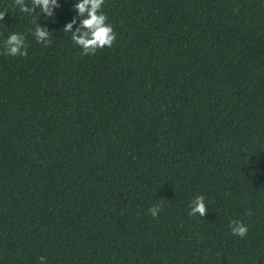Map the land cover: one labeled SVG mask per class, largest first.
Listing matches in <instances>:
<instances>
[{
	"label": "trees",
	"instance_id": "1",
	"mask_svg": "<svg viewBox=\"0 0 264 264\" xmlns=\"http://www.w3.org/2000/svg\"><path fill=\"white\" fill-rule=\"evenodd\" d=\"M76 2L0 0V264H264V0H105L94 55Z\"/></svg>",
	"mask_w": 264,
	"mask_h": 264
},
{
	"label": "clouds",
	"instance_id": "2",
	"mask_svg": "<svg viewBox=\"0 0 264 264\" xmlns=\"http://www.w3.org/2000/svg\"><path fill=\"white\" fill-rule=\"evenodd\" d=\"M14 6L18 7L21 12L31 13L36 6L40 7V12L47 13L50 17L53 15L49 9V4H55L56 0H31V5L26 3V0H13ZM105 0H77L74 8L78 10L82 19L79 27L72 31V24L66 26V33H71V40L82 49L81 55H94L97 50L104 47H111L116 39V33L113 26L108 23L106 13L102 11ZM7 9L0 11V20H4ZM75 21H73L74 23ZM38 43H43L46 46L51 43L48 39L50 33L48 30L41 28L38 24L32 33ZM0 54L5 56H27V44L23 34L13 32L9 35L3 43ZM149 213L156 217L160 211V206H152L148 209ZM207 207L202 195L196 196L190 202V216L199 214L203 217L206 214ZM246 214L251 215L249 209ZM231 232L244 238L248 233V228L239 220H232L229 222ZM39 264H46V257L40 256L38 258Z\"/></svg>",
	"mask_w": 264,
	"mask_h": 264
}]
</instances>
